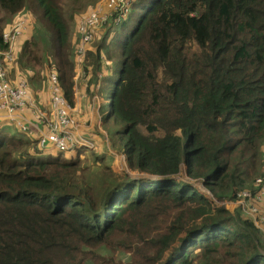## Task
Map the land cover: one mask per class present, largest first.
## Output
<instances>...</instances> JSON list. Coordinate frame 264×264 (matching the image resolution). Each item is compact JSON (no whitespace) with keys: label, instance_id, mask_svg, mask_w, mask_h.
Masks as SVG:
<instances>
[{"label":"trees","instance_id":"1","mask_svg":"<svg viewBox=\"0 0 264 264\" xmlns=\"http://www.w3.org/2000/svg\"><path fill=\"white\" fill-rule=\"evenodd\" d=\"M24 10L43 27L18 62L35 75L54 67L74 104L76 30L58 0H0V15ZM130 10L95 32L86 87L103 92L102 125L128 166L156 179L80 155L88 148L63 158L37 134L0 132V264H264L254 219L177 179L185 166L222 202L264 176V0H133ZM115 31L125 37L108 42ZM108 45L120 46L108 54L115 69L98 85Z\"/></svg>","mask_w":264,"mask_h":264},{"label":"built area","instance_id":"2","mask_svg":"<svg viewBox=\"0 0 264 264\" xmlns=\"http://www.w3.org/2000/svg\"><path fill=\"white\" fill-rule=\"evenodd\" d=\"M132 1L104 0L103 7L84 14L77 23V52L84 55L91 50L95 32L114 14H118L115 18L117 22H114L119 23L129 12L127 9L131 8ZM26 28L25 20H16L0 35V122L7 120L24 133L37 134L41 146L51 144L60 152L74 153L81 148L93 149L96 143L80 132L81 125L74 115L75 109L63 92L56 70L51 71L47 78L51 91V101L47 108L32 97L25 79L10 81L9 70L16 66V56L20 52L15 51L13 45L21 41ZM30 110L32 116L26 117L25 113ZM261 200H264V176L255 179L254 189L238 191L229 200V204L235 205L234 210L228 209L232 212L237 208L242 209L264 232V210L260 211L254 203ZM213 202L225 207L228 204L227 199Z\"/></svg>","mask_w":264,"mask_h":264},{"label":"rangeland","instance_id":"3","mask_svg":"<svg viewBox=\"0 0 264 264\" xmlns=\"http://www.w3.org/2000/svg\"><path fill=\"white\" fill-rule=\"evenodd\" d=\"M58 3L61 7L63 17L67 23V26H68L70 33H73V35H74L75 30H76V38L77 39L75 38L74 40H78L77 23H78L79 19L84 14L91 12V11L95 10L96 8H100V7L104 6V0H58ZM130 9L131 8L127 9V12L128 11L130 12L131 11ZM0 16H1L0 17V26H1L0 27L1 28L0 29V35L3 32H5L7 27L10 24H12L14 21H16V20H25L26 21L27 28H26V31H25L22 39H21L23 41V44L26 42L27 39H30L33 36V34L35 33L34 32L35 27H37V26L43 27L39 22L38 16L36 17V15L29 10H24L20 13L13 15V16L6 15L5 13H1ZM101 30H103V29H101ZM116 31L114 33L110 34V38H109L108 42L112 41L115 38H118V40H119V39H122L125 37L124 32L121 33V32H116ZM100 32H102V34H103V31H99L98 33H100ZM100 36L97 39H99ZM72 38H73V36H72ZM100 41L101 40H99V42ZM46 43L49 46V42H46ZM95 44H98V42ZM95 44L92 43L90 45L91 50H93V51H96ZM45 45L46 44H44L42 46H45ZM108 46L109 47L106 49V50H108V53H107V51L105 52V50L103 49L104 50L103 52L105 53L106 59L102 60L101 69L97 72V80L96 79L94 80L95 83L98 82V85L102 82V80H104V78H105V81H107L109 76H111L113 74L114 69H115V59H110L108 54L119 50L120 46L119 45L118 46L117 45L116 46L108 45ZM91 50L87 51L84 55H80L77 52L76 47L74 45V60H75V73H76L74 81L78 87V89L76 87H74V89H75L76 93L77 92H79V93L83 92L80 106H81V110L86 113L85 115L80 116L79 120L82 123H86L85 124V133L86 134L83 133L84 137L91 139V140L95 141V143H96L93 150L84 149L80 155H83V153H89L91 151L94 154H101L102 153L103 158L100 160V162L101 163L103 162L102 164H110L112 166V169L118 173L126 172L129 174V176H131L132 178H135V179L141 178V177L156 179L155 176H152L150 174L131 169L127 163V156H125V154L122 151H120V149H121L120 147L115 148V146H114L113 141L115 140L116 136L113 134V132L111 130H109L110 126L107 124L102 125V121H101L100 115H99V112H100L99 107H100V104L105 101V98H104L105 96L102 95L103 92L99 91L98 87L97 88L94 87L92 90H90L86 87V82L89 80L90 74L86 73L88 68H86L84 66V61H85V57L90 56L89 53L91 52ZM18 61H19V54H17V56H16V60H15L16 65H18V63H19ZM20 66H22L21 62H20ZM51 70H55V68L51 67L50 71ZM24 72L26 73V75L28 74L27 70H25ZM39 78L40 77H33L32 78L33 81L32 82L30 81L29 88H30V90L33 89L32 90L33 95H34V93L37 92V90L39 88H43V86H44L45 80H42ZM47 83H48V80H47ZM28 85H29V83H28ZM107 85L108 84L105 83V86H107ZM63 92H64V89H63ZM75 117H76V115H75ZM4 131H9V132H11L13 134H17V135H26L14 123L7 121V120L1 121V123H0V132H4ZM107 133H109L108 135H109L110 139H108ZM45 152L48 153L49 155H56L59 153L63 158H70L71 154H75V152L74 153L59 152L56 149L47 150ZM45 152H43L39 157L46 158L47 154ZM83 158H84V156H83ZM260 176H262V175H259V176L257 175V178ZM180 178H182L185 181L192 183L194 186L198 187L200 189V191L207 193V195L213 201L219 202V201H217V199L215 200L211 196L210 192L204 187L203 181L192 180L187 176L186 171H185V166H182L181 172H180L179 176L177 177V179H180ZM229 200L230 199H227L228 204L226 205V207L229 208L230 210H234L235 205L229 204Z\"/></svg>","mask_w":264,"mask_h":264},{"label":"crops","instance_id":"4","mask_svg":"<svg viewBox=\"0 0 264 264\" xmlns=\"http://www.w3.org/2000/svg\"><path fill=\"white\" fill-rule=\"evenodd\" d=\"M28 41V39L26 40V42ZM25 42V43H26ZM24 43V44H25ZM23 44V41H19V42H16L15 45H13L14 47V50L15 51H21V48L22 46L24 45ZM20 53V52H19ZM22 65V64H21ZM25 70H27L28 74L26 75V73L24 72ZM46 69H44L45 71ZM56 70V69H55ZM42 72L41 74H38V75H35V71L34 70H30L29 68L25 67V66H20V63H18V65H16L14 67V69H11L9 70V79L11 82H17L19 81V79H25L27 81V83H29V86H30V81L32 82L33 81V77H40L39 79H42V80H45V83H44V86L43 88H39L37 90L36 93H34L33 95V89L31 90V95L32 97L36 100V102H38L40 105H42L44 108H47L49 105H50V101H51V91H50V87L47 83V78L49 76V73L53 70L50 71V68L46 71V72ZM57 71V70H56ZM46 74V75H45ZM76 75V74H75ZM28 76V77H27ZM44 77V78H43ZM29 78V79H28ZM75 78V77H74ZM18 79V80H17ZM74 87H77L76 83L74 84ZM75 90V89H74ZM82 95H83V92L82 93H79L75 91V97H74V104H72L75 108V111H74V114L76 115V118L78 119L80 125H81V129H80V132L81 133H85V124L86 123H82L79 118L80 116L82 115H85L86 113L84 111L81 110V106H80V103H81V99H82ZM35 96V97H34ZM25 116L26 117H30L32 116V112L31 110L26 112L25 113ZM3 120V119H2ZM100 126V125H99ZM102 129V128H101ZM32 135H35V134H32ZM97 142V141H96ZM53 149V148H51ZM255 205L260 209V211H263L264 210V200H261V201H256L254 202ZM239 209V208H237ZM242 210V209H241Z\"/></svg>","mask_w":264,"mask_h":264}]
</instances>
